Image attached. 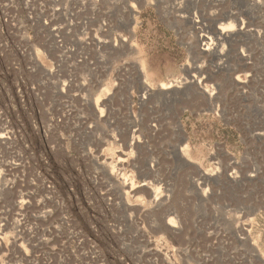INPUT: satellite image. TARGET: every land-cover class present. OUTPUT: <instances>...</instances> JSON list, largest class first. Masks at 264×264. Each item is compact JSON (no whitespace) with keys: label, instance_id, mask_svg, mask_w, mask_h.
Listing matches in <instances>:
<instances>
[{"label":"rangeland","instance_id":"1","mask_svg":"<svg viewBox=\"0 0 264 264\" xmlns=\"http://www.w3.org/2000/svg\"><path fill=\"white\" fill-rule=\"evenodd\" d=\"M142 1L127 31L125 0H0V264H249L229 235L235 212L264 258V139L250 137L264 133V0H186L212 39L228 8L259 31L205 53L198 28L170 8L178 0ZM120 36L126 44L113 43ZM232 71L242 88L226 81ZM192 73L211 100L141 96V83ZM180 105L189 160L172 151ZM218 145L256 177L234 189L188 183L190 170L215 167ZM123 178L132 189H117ZM154 193L169 195L164 206ZM167 206L176 227L156 231Z\"/></svg>","mask_w":264,"mask_h":264},{"label":"bare ground","instance_id":"2","mask_svg":"<svg viewBox=\"0 0 264 264\" xmlns=\"http://www.w3.org/2000/svg\"><path fill=\"white\" fill-rule=\"evenodd\" d=\"M79 0H77L78 2ZM146 1V0H145ZM186 0H178L177 2H173L170 5V8H172L174 11L182 12V14L179 16L184 17L186 21L191 23V27L198 28L197 31H195V48L198 49V51H201L202 53L212 51V52H222L224 43H233L234 40L238 39L239 37H243L244 35H247L249 33H255L259 34V31L257 29L249 28L247 23L243 21L237 14L236 11H233V9H226L224 12V15L226 18H228V23H219V25L214 27V35L210 37L207 33L201 32L204 29L200 28L199 24H201V18L196 16L194 13L187 12L188 14L185 15L184 9H183V3H185ZM257 2L258 0H246V4H251L253 2ZM147 2V1H146ZM142 0H125V8H126V19L129 17V24L127 25V31H133L134 25L137 23L136 18V6L142 4ZM173 4V5H172ZM183 9V10H182ZM126 21V20H125ZM131 24V27H129ZM197 26V27H196ZM200 30V32H198ZM210 34V33H209ZM113 43H123L126 44L125 37L120 36L119 39H113ZM131 46L134 44L129 43ZM193 44V45H194ZM192 45V44H191ZM193 47V46H192ZM241 59L243 60V63H246V58H244L245 53L241 50L239 54ZM142 63V62H141ZM188 69L187 72L190 70V66H186ZM191 71V70H190ZM139 72L141 76H145V68L143 64H140L139 66ZM226 81L228 83H235L234 85L236 88L240 89L242 88V82L239 79V76L234 75V71L227 72L225 75ZM143 82L144 79L142 80ZM203 78L198 77L196 74L192 73L188 80L178 83H165L160 82L156 85V88H151L150 84L147 82L141 83L143 90L142 98L148 97L150 95V90L153 92L156 90L157 92L165 93L168 96L173 97H179L180 99H185L186 96H193L194 97H202L205 98L206 101L211 100V97L213 95L214 89L213 88H206V86L202 83ZM188 82V83H187ZM165 96V95H164ZM190 96V97H191ZM143 100V99H142ZM178 101V100H177ZM182 102V101H181ZM177 104V103H176ZM185 104V103H184ZM183 105V104H182ZM100 102L98 99H96L93 103V108L100 112ZM211 107V106H210ZM208 108V107H207ZM185 106H178L177 111L175 114V121L173 122V133L177 135L180 138V142L178 144H175L172 146L173 148V155L175 157H178L179 159H184L189 156L190 151V145L188 142V135L185 132L182 120H181V113L184 111ZM151 126V125H150ZM139 132V129H136V133ZM138 134H136V143L141 142L142 140L137 137ZM3 136L0 134V137ZM250 137L254 140H261L264 139V133L263 132H255L251 133ZM263 152V151H262ZM218 155V157H217ZM212 158L214 159L215 167L211 170H202L199 168L194 169V171H191L187 173V182L196 185L197 187H201L203 184H206L208 180H213L216 184H222L225 188L228 187L229 189H234V183H241V181H244L246 179H251L253 177H256L257 170H251L247 171L246 169H243L238 161L230 156L228 151L225 147L222 145H218L217 148L212 152ZM123 156L118 157V162L121 163L123 161ZM189 160V159H188ZM149 162L145 161V165H147ZM152 166V163L149 164V167ZM106 169V168H104ZM108 170V169H106ZM105 170V172H106ZM193 170V169H192ZM196 173L198 176V180H196L193 177V173ZM110 173L112 178H116L114 170L110 169L107 174ZM128 182L126 179H122L121 183H119L116 187L119 190L125 189V187H129L132 189V185H128ZM146 184V183H144ZM228 189V190H229ZM152 196V195H151ZM209 192L208 190L202 189L201 200H206L209 198ZM198 197V198H199ZM169 195H161L158 193H154L151 204H153V207L160 208L164 204V200H168ZM214 199V198H213ZM207 201V200H206ZM164 206V205H163ZM170 206V205H169ZM174 207L173 205H171ZM177 208V207H175ZM175 208H167L162 209L159 212V217L154 222V228L156 231H162L165 230L167 232L171 231L172 229H175L176 227V214L179 212ZM184 210V209H183ZM216 214V212H215ZM175 215V216H174ZM214 215V214H213ZM215 216V215H214ZM175 218V219H174ZM228 218V217H227ZM226 218V219H227ZM246 217L243 216L241 213H234L231 215L230 218L226 220L227 226H229V235L231 237V240L233 243H235L238 246L243 247L244 251L247 252L245 254V258H249L250 263L249 264H264V258L261 256V250L259 248L257 240H255L252 237L251 229L249 222ZM251 220V219H250ZM251 224V223H250ZM3 230L0 227V234H2ZM180 233V232H179ZM16 240V239H15ZM242 249V250H243ZM243 251H241L242 254ZM240 254V251H239ZM243 256V255H242ZM246 261V260H245ZM247 264V263H246Z\"/></svg>","mask_w":264,"mask_h":264}]
</instances>
